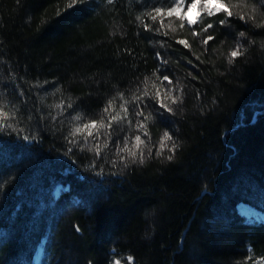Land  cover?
<instances>
[{"label":"trees","instance_id":"trees-1","mask_svg":"<svg viewBox=\"0 0 264 264\" xmlns=\"http://www.w3.org/2000/svg\"><path fill=\"white\" fill-rule=\"evenodd\" d=\"M174 1L0 0V264H33L39 245V264L264 256V220L236 209L264 212V0H225L232 17L202 12L194 25L148 15ZM117 113L101 155L91 137L69 143L74 123ZM136 135L143 163L116 151Z\"/></svg>","mask_w":264,"mask_h":264},{"label":"snow or ice","instance_id":"snow-or-ice-1","mask_svg":"<svg viewBox=\"0 0 264 264\" xmlns=\"http://www.w3.org/2000/svg\"><path fill=\"white\" fill-rule=\"evenodd\" d=\"M84 2H85V0H70V3L67 5V7L71 8L77 4H82ZM183 5H184V0H175L172 7H168L166 9L156 7L153 9V12L156 15H152V12L148 13V15L151 16L153 21H155L157 19V17L162 15V14H166L167 16H172L175 14V15L179 16L180 12H181V8ZM200 5L203 6V9H206V15L207 16H212L215 13H220V12H225L227 17H232L234 15V13L225 6V0H191V3L188 4L187 7L189 9H192V8H196L197 6H200ZM253 11H255V9H253ZM197 17L198 18L200 17V12L197 13ZM183 19H186L187 23L189 25H194V24L198 23V21L196 19H188L186 12L184 13ZM240 19H244V17L241 16ZM220 23L224 24V23H226V20H221ZM258 26H264V25H258ZM145 27H149V26L146 25ZM181 27H183V25H181ZM211 28H213V25L207 24L206 26H204L202 28V32H207ZM157 31H159V29H157ZM194 35H198V33H194ZM240 35L243 36L244 33H241ZM212 39H213L212 36H208L207 39H205L203 41V43L207 44L208 41H210ZM178 43L184 45L185 47L188 46L187 41H185V40H179ZM242 54L243 53L240 51V48L238 46L236 50H233L231 52V57L235 58V57L242 55ZM229 62H231V60ZM164 63H167V61H164ZM163 80H169V78L167 76H165V77H163ZM169 83H171V81H169ZM57 91H59V90H57ZM120 95L122 98L123 94H120ZM148 95L149 94L147 92H144L140 97L134 96L133 99L134 100H143ZM158 96H159V93L156 94L157 98H158ZM157 102L160 104V107L164 108L168 112L172 111V108L169 107L167 104H165L162 100L157 99ZM172 102L176 103L177 101L175 98H173ZM138 106L139 105H137V107ZM55 107L60 108L61 105H55ZM67 107L71 108L72 104L69 103L67 105ZM111 107H112V101H109L108 106L105 107V109L103 111L105 113H108ZM121 108L123 109L125 116H127V108L124 105H121ZM13 114H15V113H13ZM143 114H144L143 109H140V111L137 112L138 116H142ZM8 116H9V112L4 111L3 105L0 104V117L7 118ZM150 117H151V113H149L148 117H145V119H148ZM72 119L74 122L80 121L81 115L78 114V115L74 116ZM121 120H122V117L119 115V113H117L116 115L111 116L107 123H105L103 119H101L99 122L96 120H91L88 123H84V124L74 123L71 131L69 132V136L72 137V139L69 140V143H71L73 146H76V144H77L76 137L77 136H82L83 140L86 142L88 141L89 137H91L96 142H95V144L91 145L88 150L93 151L97 156H99V155H101L103 149L108 147V143L111 140V133L105 132L106 139L101 144L100 140H99L100 131L102 129H111L112 123L114 121L119 123ZM128 123H129V125H131V121H129ZM135 127L137 129H141V128L146 129V125L144 124L143 121L139 122ZM85 132H87V135H84ZM94 133H95V135H94ZM144 134L147 135V132L145 131ZM24 139L27 140V139H29V137L25 136ZM33 139H35V137H33ZM66 139H68V138L66 137ZM133 139H134V143H133L132 148H129L128 142H127L128 138L125 137L124 146L120 147L119 145H117L116 151H117V153L127 152L128 155L130 157H132L133 160L135 161L137 159V150H139V162L143 163L144 162V153H143V149L140 148V145L144 144V141L141 139L140 135H136ZM163 139L164 140H171L172 137L169 135V133L165 132ZM163 147H165V145L163 143H161V148H163ZM177 147H178V145L173 144L172 148L170 150L172 152H175ZM81 148L83 149V145H81ZM69 151H71V149H69ZM149 155H151V149H149ZM157 155H160L159 151L157 152ZM120 158L124 159L123 156H121ZM167 158L169 160H171L173 157L170 155ZM249 258L250 259L252 258L251 255ZM128 260L131 261L132 258L128 257ZM115 264H120V261L119 260L115 261ZM253 264H264V256L258 258V260H255L253 262Z\"/></svg>","mask_w":264,"mask_h":264},{"label":"rangeland","instance_id":"rangeland-1","mask_svg":"<svg viewBox=\"0 0 264 264\" xmlns=\"http://www.w3.org/2000/svg\"><path fill=\"white\" fill-rule=\"evenodd\" d=\"M175 2V1H174ZM173 2V3H174ZM191 3V0H184V5L182 6L181 8V12H180V15L177 16V15H172V17H175V18H180V19H183V16H184V13L186 12L187 13V17L188 19H196L198 20L199 18L197 17V13L200 12V15L202 14V12H206V9H203V6L200 5V6H197L196 8H192V9H189L187 7L188 4ZM173 6V4L171 5V7ZM186 22L187 20L184 19ZM242 203L241 205H239V208H238V204ZM250 206L249 204H244L243 202H239L236 204V209L237 211L242 214V215H245V216H248V217H253V218H260L259 214L255 211H252L251 209H249L248 206ZM252 207V206H250ZM254 208V207H253ZM255 210H257L256 208H254ZM242 212V213H241ZM37 252L38 250L36 251L35 253V256L33 257V261H34V264H37L38 262V259H39V255H37Z\"/></svg>","mask_w":264,"mask_h":264},{"label":"bare ground","instance_id":"bare-ground-1","mask_svg":"<svg viewBox=\"0 0 264 264\" xmlns=\"http://www.w3.org/2000/svg\"><path fill=\"white\" fill-rule=\"evenodd\" d=\"M242 203H240V204H238V208H239V205H241ZM245 204V203H244ZM246 206H248V205H246ZM249 207V209H251L252 211H255V212H257L258 214H259V216H261L262 218H264V213H262V212H259V211H257V210H255L254 208H252V207H250V206H248ZM240 209V208H239Z\"/></svg>","mask_w":264,"mask_h":264}]
</instances>
